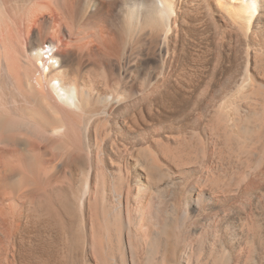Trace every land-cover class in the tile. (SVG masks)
Instances as JSON below:
<instances>
[{
	"label": "bare ground",
	"instance_id": "6f19581e",
	"mask_svg": "<svg viewBox=\"0 0 264 264\" xmlns=\"http://www.w3.org/2000/svg\"><path fill=\"white\" fill-rule=\"evenodd\" d=\"M0 264H264V0H0Z\"/></svg>",
	"mask_w": 264,
	"mask_h": 264
}]
</instances>
